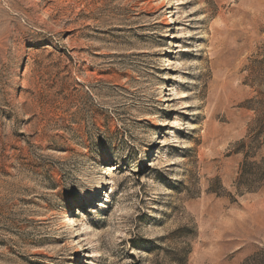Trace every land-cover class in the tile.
<instances>
[{"label": "rangeland", "instance_id": "1", "mask_svg": "<svg viewBox=\"0 0 264 264\" xmlns=\"http://www.w3.org/2000/svg\"><path fill=\"white\" fill-rule=\"evenodd\" d=\"M0 264H264V0H0Z\"/></svg>", "mask_w": 264, "mask_h": 264}]
</instances>
